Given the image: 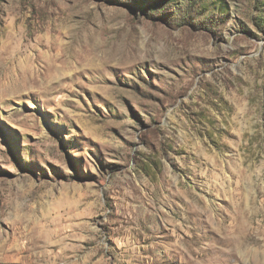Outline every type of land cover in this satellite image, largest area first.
Returning a JSON list of instances; mask_svg holds the SVG:
<instances>
[{"label":"rangeland","instance_id":"1","mask_svg":"<svg viewBox=\"0 0 264 264\" xmlns=\"http://www.w3.org/2000/svg\"><path fill=\"white\" fill-rule=\"evenodd\" d=\"M0 264H264V0H0Z\"/></svg>","mask_w":264,"mask_h":264},{"label":"bare ground","instance_id":"2","mask_svg":"<svg viewBox=\"0 0 264 264\" xmlns=\"http://www.w3.org/2000/svg\"><path fill=\"white\" fill-rule=\"evenodd\" d=\"M175 182V181H174ZM176 183V182H175ZM39 239V238H37ZM7 242V241H6ZM30 246L25 248V247H21L19 248L15 254H20L21 256H24L25 254L31 255V256H36L37 254V249L39 248L38 245L34 242L33 238L31 241H29ZM26 245V244H25ZM46 245V244H45ZM28 246V245H27ZM14 249V248H13ZM46 249V248H45ZM5 251H8L7 249H5ZM39 252V251H38ZM45 252V251H44ZM49 252V251H48ZM7 254V252H5ZM9 254V253H8ZM41 254V253H40ZM51 254V253H50ZM5 256H10V255H5ZM16 256V255H15ZM38 256V255H37ZM36 256V257H37ZM43 256V255H42ZM48 256V255H47ZM50 256V255H49ZM35 257V258H36ZM23 258V257H22ZM27 258V257H26Z\"/></svg>","mask_w":264,"mask_h":264}]
</instances>
